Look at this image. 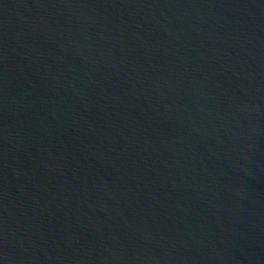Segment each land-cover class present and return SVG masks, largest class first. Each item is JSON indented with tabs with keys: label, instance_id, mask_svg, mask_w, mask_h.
Returning a JSON list of instances; mask_svg holds the SVG:
<instances>
[{
	"label": "water",
	"instance_id": "95a60500",
	"mask_svg": "<svg viewBox=\"0 0 264 264\" xmlns=\"http://www.w3.org/2000/svg\"><path fill=\"white\" fill-rule=\"evenodd\" d=\"M0 264H264V0H0Z\"/></svg>",
	"mask_w": 264,
	"mask_h": 264
}]
</instances>
